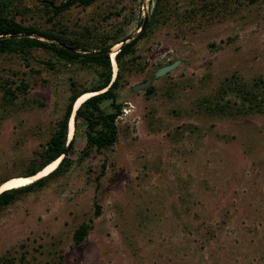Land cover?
I'll return each mask as SVG.
<instances>
[{
	"label": "rangeland",
	"instance_id": "rangeland-1",
	"mask_svg": "<svg viewBox=\"0 0 264 264\" xmlns=\"http://www.w3.org/2000/svg\"><path fill=\"white\" fill-rule=\"evenodd\" d=\"M5 1L23 25L97 42L135 35L156 3L95 0L54 13L46 0ZM126 58L112 67L117 140L86 152L79 125L69 168L0 209V264H264V110H245L236 91L264 93V0H165ZM98 72L43 48L0 51V86L27 83L9 104L0 87V179L41 160L71 80L89 86ZM225 83L236 87L224 93Z\"/></svg>",
	"mask_w": 264,
	"mask_h": 264
},
{
	"label": "trees",
	"instance_id": "trees-1",
	"mask_svg": "<svg viewBox=\"0 0 264 264\" xmlns=\"http://www.w3.org/2000/svg\"><path fill=\"white\" fill-rule=\"evenodd\" d=\"M93 1L95 0H62L56 5L54 1L46 0L44 1V6L47 10L59 13L72 5H85ZM164 5L165 0H156L154 13L148 18L143 28H141L143 19L141 20L139 30L135 35H123L120 33L114 35L110 39H99L97 42L69 38L61 34L39 30L31 25H23L11 17H6L5 11L9 3L5 0H0V51L24 53L33 48H43L51 51L58 58L64 59L65 61L88 63L99 69L96 82L89 86L78 87L76 80H71L70 94L68 95L66 107L60 118L56 121L48 139L39 151L40 154L38 155L41 157V160L37 163L28 165L24 171H21L22 173L17 175L34 176L50 163L60 158L56 167L48 174L40 176L26 184L1 190L0 209L14 201L16 196L33 190L35 187L42 186L47 178L69 168L72 163L70 154L73 152L76 131L79 125H82V131L86 139V152L92 147L99 150L102 147L114 144L118 136L115 119L121 111V104L116 101V90L120 85V71L117 70L116 74L113 75L111 53L109 51L104 52V50L111 49L114 44L117 45L116 43L123 41L115 52V59L119 63L127 60L126 57H129L130 54L134 52L137 41L148 31L152 20L157 19L158 15L163 12ZM70 47L75 50L72 51ZM26 86L27 83L24 82L17 83L14 87L3 84L0 86L3 90L1 94L3 101L7 104L14 102L18 92L16 90L22 89V91H24ZM235 87V85L225 83L222 91L226 93L227 89H233ZM236 88L237 93L240 94L244 100L249 101L245 110H264L263 91L253 89L252 87H246V85H239ZM92 90H94L95 93L84 99L75 109L76 102L80 96ZM104 100H110L111 110H107L102 106ZM73 109H75L74 114ZM73 117L75 131L68 141V128L70 132V122ZM11 176L0 179V186L11 178H14V176ZM100 212L101 207L99 204H96L94 213L99 214ZM91 227L92 219L79 223L72 234L74 241H81L87 235ZM20 257L21 260L25 259V254L21 253ZM7 261L12 262L13 259L12 261L10 259Z\"/></svg>",
	"mask_w": 264,
	"mask_h": 264
},
{
	"label": "bare ground",
	"instance_id": "bare-ground-1",
	"mask_svg": "<svg viewBox=\"0 0 264 264\" xmlns=\"http://www.w3.org/2000/svg\"><path fill=\"white\" fill-rule=\"evenodd\" d=\"M110 53H111L112 59L115 61V51L112 50ZM94 93H95L94 91L87 92V93L83 94L82 96H80V98L76 102L75 109L84 99H86L87 97H89L90 95H92ZM73 125H74V117L71 119V122H70V137L72 134ZM59 159L50 163L42 171H40L38 174H36L34 176H31V177H29V176H26V177L25 176H16L14 178H11L10 180H8L7 182H5L3 185L0 186V191L3 189L9 188V187H15V186H19L22 184H26V183H28V182H30V181H32V180H34L40 176L48 174L50 171H52L56 167Z\"/></svg>",
	"mask_w": 264,
	"mask_h": 264
},
{
	"label": "water",
	"instance_id": "water-1",
	"mask_svg": "<svg viewBox=\"0 0 264 264\" xmlns=\"http://www.w3.org/2000/svg\"><path fill=\"white\" fill-rule=\"evenodd\" d=\"M147 19H148V15L145 14V16H144V18H143V22H142V24H141V28H143V26H144L145 23L147 22ZM122 42H123V41H121L120 43H122ZM70 49H71L72 51L75 50V49L72 48V47H70ZM105 51H109V52H111V49L104 50V52H105ZM179 62H180V59H179V58H176V59H174V60H172V61H170V62H167V63L162 64L161 66H159V67L155 70V72H154V76H155V77H158V76H161V75L167 73L168 71H170V70H172L174 67H176V66L179 64ZM150 81H151V78L148 77V78H146V79L143 80V81H139V82L133 84V85H132V89L136 90V89L144 88V87L148 86V84L150 83ZM73 110H74V109H73ZM72 115H73V114H72ZM31 175H33V174H31ZM24 176H30V175H24ZM5 181H6V180H5Z\"/></svg>",
	"mask_w": 264,
	"mask_h": 264
},
{
	"label": "built area",
	"instance_id": "built-area-1",
	"mask_svg": "<svg viewBox=\"0 0 264 264\" xmlns=\"http://www.w3.org/2000/svg\"><path fill=\"white\" fill-rule=\"evenodd\" d=\"M112 66L115 65V61L111 58Z\"/></svg>",
	"mask_w": 264,
	"mask_h": 264
},
{
	"label": "flooded vegetation",
	"instance_id": "flooded-vegetation-1",
	"mask_svg": "<svg viewBox=\"0 0 264 264\" xmlns=\"http://www.w3.org/2000/svg\"><path fill=\"white\" fill-rule=\"evenodd\" d=\"M147 78H148V77H147ZM144 80H145V79H144ZM142 81H143V80H142ZM150 82H151V81H150ZM149 84H150V83H149ZM149 84H148V85H149ZM146 87H147V86H146Z\"/></svg>",
	"mask_w": 264,
	"mask_h": 264
}]
</instances>
